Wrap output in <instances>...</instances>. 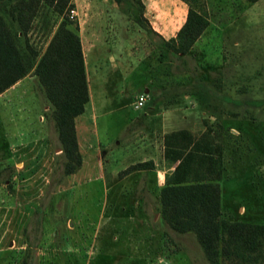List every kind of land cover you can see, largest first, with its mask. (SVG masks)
<instances>
[{
    "label": "rangeland",
    "instance_id": "374dc122",
    "mask_svg": "<svg viewBox=\"0 0 264 264\" xmlns=\"http://www.w3.org/2000/svg\"><path fill=\"white\" fill-rule=\"evenodd\" d=\"M11 1L0 0V13L16 32L20 48L41 53L61 14L44 4L28 33L18 34ZM177 1L179 6L173 14L180 23L188 2ZM170 4L171 0H163L162 19H156V11L151 10L139 28L146 33L151 21L165 30V19L170 23L166 15L171 12L166 5ZM192 5L206 11L209 24L184 56L160 55V49H155L146 35L140 36V45L148 48V68L153 81L163 86L162 97L191 94L205 115L204 125L208 123L202 128L211 126L224 132L221 141L226 176L220 181L223 216L264 223V0H199ZM134 18L130 15L132 34ZM110 48L116 51L113 44ZM18 83L0 94L1 108L14 100L13 106L7 105L9 111L3 106V113L21 118L22 103L15 101L21 99L29 116L43 114L57 133L51 105L42 110L39 97L48 99L37 77L29 72ZM124 116L122 111L99 116L102 128L108 125V130L101 132L103 144ZM16 121H10L9 133L18 137L13 128ZM19 125L22 131L18 140L26 141L24 125ZM197 130L196 136L201 128ZM52 138L54 142L43 148L49 155L45 169L30 158L26 160L27 155H10L0 163V167L4 165L0 168V264H212L193 231H176L163 219L154 195L144 201L137 188L112 186L122 170L120 160L106 157L102 168L94 159L64 174L63 153L54 152L60 146L58 133ZM30 147L11 146L14 152L19 148L24 153ZM114 147L116 153L122 152L121 147ZM24 159L23 166L14 163ZM114 188L117 197L125 192L126 199L116 200Z\"/></svg>",
    "mask_w": 264,
    "mask_h": 264
},
{
    "label": "trees",
    "instance_id": "16d2710c",
    "mask_svg": "<svg viewBox=\"0 0 264 264\" xmlns=\"http://www.w3.org/2000/svg\"><path fill=\"white\" fill-rule=\"evenodd\" d=\"M185 1L188 2L185 20L174 36L166 38L150 23L146 33L139 28L141 20H147L141 0H115L122 18L127 20L135 15V33L148 36L149 42L160 49V55L177 58L190 50L209 24L206 11L192 5L199 0ZM44 4L62 17L41 53L32 48L23 51L16 32L0 13V93L29 72L37 77L52 108L64 156L63 173L70 174L82 164L75 117L89 99L77 24L65 12L74 3L72 0H12L10 11L19 24L18 34L26 35ZM126 26L129 31L131 24L127 22ZM194 94L198 95V91ZM152 97L156 100L159 96ZM220 139L218 130L211 126L198 136L186 129L165 134V156L178 162L166 174L159 189L160 214L172 229L193 231L212 264H264V223L223 216L220 181L226 174ZM152 166L151 160L136 162L120 170L118 176Z\"/></svg>",
    "mask_w": 264,
    "mask_h": 264
},
{
    "label": "crops",
    "instance_id": "0c3cea01",
    "mask_svg": "<svg viewBox=\"0 0 264 264\" xmlns=\"http://www.w3.org/2000/svg\"><path fill=\"white\" fill-rule=\"evenodd\" d=\"M72 1L77 13L76 30L80 36L89 90V99L85 103L84 110L75 117L77 139L82 154L81 167L95 159L97 167L104 168L106 157L120 160L123 165L119 169H124L136 162L151 160L152 167L135 169L121 177L118 176V179L112 182V186L116 188L117 185L122 184L137 188L142 193L140 199L142 198L144 201H149V195L152 194L160 206L159 189L164 184L166 174L171 173L178 162V160L168 159L165 156V134L178 129H186L196 136L197 129L201 128L200 133H202L204 131L202 127L208 125V123L205 125L203 123L205 115L199 111L196 101L190 98L191 94L184 93L182 97L174 94H171V97H162L163 86L153 81L152 71L148 68V48L145 44L141 47L140 40L142 38L139 32L129 33L126 24L127 22L130 24L131 20L122 18L123 14L118 12L119 5L115 1ZM141 1L144 4V15L147 18L150 17L151 10L156 11L153 15L156 19L161 18V11L164 8L163 0ZM176 6H179L177 0L176 2L171 0L170 6L166 5V9L171 12L166 15L167 19L170 18V23L165 19L166 25H168L165 30L156 27L149 20L151 27L166 38L174 36L185 20L187 8L183 10L182 21L177 23L178 19H175L173 14ZM156 23L163 26L161 21L156 20ZM204 32L205 30L200 36ZM153 38L156 42L155 37ZM111 44L115 46V52H112ZM138 73H140L139 76ZM19 80L4 91L17 84L19 86ZM140 92H146L149 96L143 106L136 107L135 95ZM156 94L159 97L153 100L152 96ZM39 100L42 102V110L47 111L50 102L44 97H39ZM13 101L10 99L2 105V108L0 107V163L3 164V159L9 158L10 155L16 158L27 155L26 160L30 158L31 162L40 164L39 168L45 169L49 155L44 153L43 148H48L54 142L52 134L57 136V133L48 124L47 117L41 116L43 114L38 113V117L29 116L23 104L25 101L21 99L15 100L22 103L21 108L24 114L21 118L10 113L4 114L6 109L3 106L6 108L7 105L13 106L11 104ZM132 104L133 109L126 110ZM118 111L124 112L125 118L112 135L107 134L106 131V143L103 144L101 132L105 128L108 130V125L102 128L99 116L113 115ZM11 120H17L13 128L18 132V137L11 136L9 133V127H12L10 126ZM20 122L24 125L23 133L27 134L26 141L18 140L21 139L22 131ZM108 122L110 121L108 120ZM196 125L198 126L196 127ZM221 132L224 135V132ZM221 132L218 131L220 137ZM252 132L250 131L251 134ZM16 140L20 142L17 143ZM12 145L31 147L30 150H25L26 153H24V149L19 148L14 152V148H11ZM114 146L121 147L122 152L116 153ZM34 150L36 151L34 152ZM54 152L58 155L62 153L61 147L56 146ZM24 162L25 159L20 162L14 161L18 166H23ZM115 188L116 200L126 199L125 192L122 197H117Z\"/></svg>",
    "mask_w": 264,
    "mask_h": 264
},
{
    "label": "built area",
    "instance_id": "2783aa9c",
    "mask_svg": "<svg viewBox=\"0 0 264 264\" xmlns=\"http://www.w3.org/2000/svg\"><path fill=\"white\" fill-rule=\"evenodd\" d=\"M68 15L70 18H75L77 13H76V9L74 6L70 7L69 11H68ZM148 93L146 92H140L138 94L135 95V106L136 107H141L145 104L146 100L148 99Z\"/></svg>",
    "mask_w": 264,
    "mask_h": 264
}]
</instances>
